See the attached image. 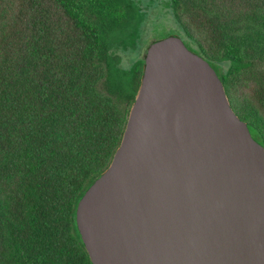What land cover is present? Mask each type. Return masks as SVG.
Here are the masks:
<instances>
[{
	"label": "trees",
	"instance_id": "1",
	"mask_svg": "<svg viewBox=\"0 0 264 264\" xmlns=\"http://www.w3.org/2000/svg\"><path fill=\"white\" fill-rule=\"evenodd\" d=\"M170 1L264 147V0ZM131 16L128 0H0V264H93L76 210L142 81L145 58L124 68L114 47Z\"/></svg>",
	"mask_w": 264,
	"mask_h": 264
},
{
	"label": "water",
	"instance_id": "2",
	"mask_svg": "<svg viewBox=\"0 0 264 264\" xmlns=\"http://www.w3.org/2000/svg\"><path fill=\"white\" fill-rule=\"evenodd\" d=\"M76 221L93 264H264V147L181 37L148 48L120 146Z\"/></svg>",
	"mask_w": 264,
	"mask_h": 264
},
{
	"label": "rangeland",
	"instance_id": "3",
	"mask_svg": "<svg viewBox=\"0 0 264 264\" xmlns=\"http://www.w3.org/2000/svg\"><path fill=\"white\" fill-rule=\"evenodd\" d=\"M128 3L132 10L131 20L123 35L117 39H125L129 48L114 46L118 50L122 67L129 68L136 58L144 56V52L154 40L168 36L181 37L191 50L197 52V46L185 36L183 28L177 21L170 0H128ZM133 31L138 32L136 49H131L130 44Z\"/></svg>",
	"mask_w": 264,
	"mask_h": 264
},
{
	"label": "flooded vegetation",
	"instance_id": "4",
	"mask_svg": "<svg viewBox=\"0 0 264 264\" xmlns=\"http://www.w3.org/2000/svg\"><path fill=\"white\" fill-rule=\"evenodd\" d=\"M147 50H148V49H147ZM146 55H147V51H146V53H144V56H143V57L146 58ZM143 73H144V72H143Z\"/></svg>",
	"mask_w": 264,
	"mask_h": 264
}]
</instances>
